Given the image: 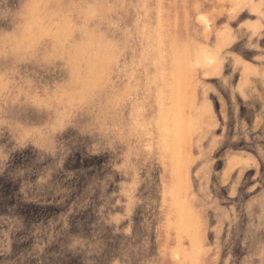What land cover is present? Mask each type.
Returning <instances> with one entry per match:
<instances>
[{"label": "rangeland", "instance_id": "1", "mask_svg": "<svg viewBox=\"0 0 264 264\" xmlns=\"http://www.w3.org/2000/svg\"><path fill=\"white\" fill-rule=\"evenodd\" d=\"M159 1L147 0L144 22L164 50L160 66L148 68L154 82L139 95L140 118L126 138L105 147L71 129L50 135L46 113L0 117L8 121L0 125V264H189L179 245L186 236L165 234L177 208L162 185L190 199L201 264H264V0ZM165 8L174 10L165 16ZM175 68L179 79L170 77ZM170 105L197 126L192 134L172 124ZM173 140L184 173L172 166ZM126 157L133 168L122 166Z\"/></svg>", "mask_w": 264, "mask_h": 264}, {"label": "clouds", "instance_id": "2", "mask_svg": "<svg viewBox=\"0 0 264 264\" xmlns=\"http://www.w3.org/2000/svg\"><path fill=\"white\" fill-rule=\"evenodd\" d=\"M150 40L134 0H0V117L49 114L53 136L123 135L154 82Z\"/></svg>", "mask_w": 264, "mask_h": 264}, {"label": "bare ground", "instance_id": "3", "mask_svg": "<svg viewBox=\"0 0 264 264\" xmlns=\"http://www.w3.org/2000/svg\"><path fill=\"white\" fill-rule=\"evenodd\" d=\"M235 1V0H234ZM146 2H147V0H134V4H135V7H136V9H137V11H139V14L141 15V16H143L144 17V14H145V9L147 8V4H146ZM158 3H161L159 0H158ZM171 4L172 5H174V2H173V0L171 1ZM152 7V6H151ZM158 10V9H157ZM174 10V8H165V10L162 12V14L163 15H165V16H169V14L171 13L170 11H173ZM157 15V14H156ZM171 15V14H170ZM163 24V23H162ZM161 24V25H162ZM167 24H165V25H162V26H166ZM147 27V26H146ZM150 27V26H149ZM152 29V28H151ZM156 30V29H155ZM152 32L154 31L153 29L151 30ZM163 32V31H162ZM149 33V32H148ZM151 33V32H150ZM155 33V32H154ZM162 35V34H161ZM153 36V35H152ZM158 36H159V34H158ZM151 37V36H150ZM154 37V36H153ZM154 38H156V37H154ZM162 38V37H161ZM165 39H166V37H165ZM185 40H186V37L184 38ZM151 40H153V38H151ZM158 40V39H157ZM159 40H160V38H159ZM161 40H163V39H161ZM222 40V39H221ZM165 41V40H164ZM176 41V39H171V41H170V43H174ZM150 42V41H149ZM159 42V41H158ZM182 42V41H181ZM184 42V41H183ZM187 42H188V40H187ZM151 43V42H150ZM164 43V42H163ZM155 44V43H154ZM159 44H161V42L159 43ZM218 44V43H217ZM156 45H157V43H156ZM155 45V46H156ZM171 45V44H170ZM189 45V44H188ZM187 45V46H188ZM154 46V47H155ZM165 46H166V44H165ZM156 48V47H155ZM159 48H161V46L159 47ZM159 48H158V50H159ZM163 50H164V45H163ZM161 48V49H162ZM160 49V50H161ZM160 50H159V52H160ZM173 50V49H172ZM187 50V57L190 59V55H192V54H194V52H192L193 51V49L191 50V48L188 46V49H186ZM186 50L185 51H183V52H181V53H184V55L186 54L185 52H186ZM162 51V50H161ZM165 54H166V51L164 52ZM172 54V53H171ZM180 54V53H179ZM205 54V53H204ZM184 55L182 54H180V55H178V51H177V53L176 54H172V56L174 57V58H180V56H183V58H185L184 57ZM196 55V54H195ZM203 56V55H202ZM201 57V56H200ZM204 57V56H203ZM173 58V60L175 61V59ZM161 59H162V56H161ZM203 59V58H202ZM159 60V59H158ZM164 60H165V58H164ZM172 59H171V62L172 63H175L174 61H173ZM182 61V60H181ZM186 61V60H185ZM188 62V61H187ZM194 62H196V61H194ZM198 62V61H197ZM161 63H164V61L163 62H161ZM178 63V62H177ZM165 64V63H164ZM180 63H178V65H179ZM182 64V63H181ZM184 64V63H183ZM184 65H187L186 64V62H185V64ZM189 65V64H188ZM194 65V64H193ZM158 66H160V64L158 65ZM181 66V65H180ZM162 67V66H161ZM173 67H174V65H173ZM185 68V67H184ZM187 69V68H186ZM184 70V73L186 72V70L185 69H183ZM190 70H192V69H190ZM192 71H194V70H192ZM151 72H152V70H151ZM197 72V71H196ZM183 73V72H182ZM187 73V72H186ZM262 73V72H261ZM165 74V73H164ZM180 75H182L181 74V72H179L178 70H177V68H175L173 71H172V74H171V78H173V79H179L180 78ZM186 75V74H185ZM191 75V74H190ZM158 76V75H157ZM165 77L167 76V75H164ZM192 76V75H191ZM154 77V76H153ZM163 77V76H162ZM155 78V77H154ZM159 78V77H158ZM164 78V77H163ZM163 78H162V80H163ZM187 78V77H186ZM190 78V77H189ZM192 78V77H191ZM264 80V79H263ZM159 79H158V83H159ZM175 81H177V80H175ZM185 81V80H184ZM190 81V80H189ZM164 82H165V80H164ZM186 82V81H185ZM249 82V81H248ZM155 83H157V81L155 82ZM261 83V82H260ZM164 84V83H163ZM172 84V83H171ZM249 84H250V82H249ZM262 84V83H261ZM260 85V84H259ZM171 86H174V85H171ZM240 86V85H239ZM250 86V85H249ZM157 87H158V85H157ZM161 88L162 87H164V86H160ZM167 87V86H166ZM169 87V86H168ZM153 88V87H152ZM260 88V87H259ZM154 89H155V87H154ZM164 89V88H163ZM166 89V88H165ZM172 89H173V87H172ZM175 90V89H174ZM157 91H159V92H157V94H159L160 93V90H157ZM165 91V90H164ZM163 91V92H164ZM162 92V93H163ZM252 92V91H251ZM143 93V92H142ZM146 92H144V94H145ZM177 93H179L178 91H177ZM176 93V94H177ZM166 94H168V93H165V95ZM171 94H173L171 91H170V95ZM258 94V93H257ZM164 95V94H163ZM178 95H180V93L178 94ZM183 95H184V93H183ZM250 95V94H249ZM146 96V95H145ZM153 96H155L156 97V94L155 95H153ZM160 96V95H159ZM241 96V95H240ZM257 96V95H256ZM141 97H142V94H141ZM140 97V98H141ZM165 97V96H164ZM171 97H173V95L171 96ZM186 97V96H185ZM192 97V96H191ZM242 97V96H241ZM253 97V96H252ZM251 97V98H252ZM258 97V96H257ZM157 98V97H156ZM166 98V97H165ZM170 98V97H169ZM153 99H154V97H153ZM160 99V98H159ZM184 99V98H183ZM189 99H191V98H189ZM263 99H264V97H263ZM139 100V99H138ZM147 100V99H146ZM158 100V99H157ZM161 100V99H160ZM172 100V99H171ZM177 100V99H176ZM178 100H181V99H178ZM140 101V100H139ZM159 101V100H158ZM162 101V100H161ZM168 101V100H167ZM191 101V100H190ZM193 101V100H192ZM191 101V102H192ZM180 101H177V103H179ZM185 102H187L186 100H185ZM170 103H173V105H176L177 103L176 102H174V100H173V102H170ZM182 103H183V101H182ZM181 103V104H182ZM144 104V103H143ZM154 104V103H153ZM156 104V103H155ZM163 104V103H162ZM184 105H185V103H183ZM187 104H189V103H187ZM186 104V106H187V108H188V105ZM192 104V103H191ZM138 105H139V102H138ZM147 105V104H146ZM145 105V106H146ZM158 105H159V103H158ZM166 105V104H165ZM183 105V106H184ZM139 106H141V105H139ZM178 106V105H177ZM177 106H176V108H177ZM181 107H182V105H180ZM186 106H184L185 108H186ZM251 106V105H250ZM165 106H163L162 108H164ZM170 107H171V105H170ZM183 107V108H184ZM149 108V107H148ZM167 108V107H166ZM169 108V107H168ZM167 108V110H169L170 111V109H168ZM172 108V107H171ZM151 109V108H150ZM176 110H178V108L176 109ZM185 110V109H184ZM146 111V110H145ZM151 111V110H150ZM169 111L168 112H165L166 114L167 113H169ZM172 113H173V115H175V117H174V119H173V121H172V124H177V127H180L181 126V131H183V132H189L190 130V132H191V134H192V130L194 131V128L195 127H197V126H195V125H193L192 126V122H191V126H189L187 123H185V119H187L186 117H184V116H182L184 113H182V114H180V112H179V114L181 115V116H179V115H177V114H174L175 112H178V111H175L174 112V110H173V108H172ZM162 112H164V109H163V111ZM186 112V111H185ZM187 112H188V110H187ZM196 112V111H195ZM195 112H194V114H195ZM198 112V111H197ZM145 113V112H144ZM158 113V112H157ZM146 114H147V112H146ZM152 114H154V113H152ZM159 114V113H158ZM165 114V115H166ZM198 114V113H197ZM44 115V114H43ZM160 115V114H159ZM163 115V114H162ZM165 115L161 118V120H162V124L161 125H159L158 123L156 124V125H159V126H161L160 127V131H162V135H166L167 137H169L170 135H172V133L170 132V130H169V124H168V122H167V120L165 119L164 120V118H166L165 117ZM185 115H187V113L185 114ZM199 115V114H198ZM198 115H197V117H198ZM236 115V114H235ZM161 116V115H160ZM167 116V115H166ZM170 115H168L167 117H169ZM39 117V116H38ZM148 117V116H147ZM149 117H152L153 118V116L151 115V116H149ZM171 117V116H170ZM184 117V118H183ZM187 117L189 118V116L187 115ZM157 118V117H156ZM194 118V117H193ZM200 117H198V118H196V119H194L195 120V122H196V120L197 119H199ZM48 119V118H47ZM148 119V118H147ZM159 119H160V117H159ZM158 119V120H159ZM50 120V119H49ZM145 120V119H144ZM149 120V119H148ZM171 120H172V118H171ZM189 120V119H188ZM187 120V121H188ZM193 120V119H192ZM193 120V121H194ZM202 120V119H201ZM40 121V120H39ZM142 121V120H141ZM147 121V120H146ZM194 122V123H195ZM199 122V121H198ZM201 122V121H200ZM41 123V122H40ZM44 123H45V120H44ZM43 123V124H44ZM151 123H152V121H151ZM154 123V122H153ZM193 123V124H194ZM42 124V125H43ZM204 124V122L203 123H200V124H198V125H200V126H198L199 128L201 127L202 128V125ZM237 124H238V122H237ZM243 124V123H242ZM241 124V125H242ZM257 124V123H256ZM155 125V124H154ZM155 125V126H156ZM176 126V125H175ZM195 126V127H194ZM158 127V126H157ZM156 127V128H157ZM194 127V128H193ZM240 127V126H239ZM264 127V126H263ZM155 128V129H156ZM174 128V127H173ZM198 128V129H199ZM201 130V129H200ZM157 131H159V129L157 130ZM145 132V131H144ZM182 132V135H184L185 133H183ZM127 133H128V131L126 130L125 132H124V138H126V135H127ZM194 133V132H193ZM132 134H136L135 132H132V130H131V137H132ZM159 134V133H158ZM174 134H176V133H174ZM179 134L180 133H177V136L178 137H180V140L182 139L181 138V135L179 136ZM188 134H190V133H187V134H185V135H188ZM45 135H46V133H45ZM185 135H184V137H185ZM141 136H143L142 135V133H141ZM164 136H163V138H164ZM165 136V137H166ZM176 136V137H177ZM161 137V136H160ZM177 137V138H178ZM41 138V137H40ZM93 138V137H92ZM159 138V137H158ZM176 138V139H177ZM186 138V137H185ZM187 138H189V136L187 137ZM160 139V138H159ZM184 139V138H183ZM165 140V139H164ZM162 141V140H161ZM160 141V142H161ZM185 141H187V140H182V143L183 142H185ZM92 142H94V143H99V144H101V145H105V147H107V146H109L110 147V142H111V140H110V142H109V138L108 139H105V140H103V141H97L95 138H93V140H92ZM125 142L126 141H122V139H119L118 141H116V142H114L113 144L114 145H116V148H122V144L124 143V145H125ZM160 142H157V143H159L160 144ZM172 142H174V143H177L176 142V140H173ZM155 144V145H158V144ZM164 143H166L165 141H164ZM174 143H172V146L170 145V150H169V154L171 155V158H172V160H175L174 161V164L172 165L173 166V168L175 169V171H176V169H178L179 167V169H180V171L181 172H183L184 171V169H183V171L181 170L182 168L181 167H183V164H180V162H181V154H180V149L178 150L176 147H179L178 146V143H179V141H178V143H177V146H175L174 145ZM128 144V143H127ZM126 144V145H127ZM180 144V143H179ZM184 144V143H183ZM182 144V145H183ZM163 145H165V144H163ZM185 146H186V142H185V144H184ZM161 146V145H160ZM167 146V145H166ZM175 146V147H174ZM108 147V148H109ZM138 147V146H137ZM182 147V146H181ZM113 148V147H112ZM164 148V147H163ZM183 148V147H182ZM165 149H166V147H165ZM168 149V148H167ZM166 149V150H167ZM185 148H183V150H184ZM157 150H159V149H157ZM165 151V150H164ZM260 151V150H259ZM159 153H161L160 151H159ZM262 153V152H261ZM162 154V153H161ZM165 155V154H164ZM157 156V155H156ZM159 156V155H158ZM161 156V155H160ZM163 157V156H162ZM161 157V158H162ZM117 158V159H116ZM116 158H114V161H115V164H118V160H119V158L118 157H116ZM159 158V157H158ZM189 161V160H188ZM182 162H183V160H182ZM187 162V161H186ZM176 163V164H175ZM132 162L130 161V157H126L125 158V161L122 163V166L124 167V169H128V167L129 166H131L130 168H133L132 167ZM137 167L138 168H140V164H138L137 165ZM166 167V165H163V168H165ZM169 167V164H167V168ZM173 169V170H174ZM178 169V170H179ZM187 169V168H186ZM174 171V172H175ZM178 172V171H177ZM173 173V172H172ZM180 173V172H179ZM184 173V172H183ZM182 173V174H183ZM177 176H178V174H176ZM180 175V177L182 178V175L181 174H179ZM177 176H175V177H177ZM185 176H186V174H185ZM179 178V177H178ZM178 178H176V180L178 179ZM183 178H184V175H183ZM182 178V179H183ZM175 180V181H176ZM182 182V180H180L179 182H177V183H181ZM177 183H174V184H177ZM182 184V183H181ZM167 186V185H166ZM166 186L165 185H162V191H163V193L166 195V193L169 195V197H168V202L169 203H171L173 206H175L176 208H177V210H176V212H175V217H173V219H169L170 221H169V223L165 226V228H164V230L166 229V232H165V234H167V237H168V233H171V234H175V236L177 237V238H181V237H179L178 236V234L180 235H184V236H186L185 237V240H183L182 242H181V244L179 243V245H180V248L181 247H183V245H184V249H180V252L182 251V256H183V258H184V260L185 261H187L189 264H201V257H200V249H202V248H205V247H201L200 249L198 248L199 247V245L200 244H195L196 243V239H197V232H196V220H195V218H198V217H196V215H194L193 213L191 214L190 212H189V208H190V206H191V203H190V199H189V197H187V196H181V193H179L178 194V192L174 189V188H170V189H167L166 188ZM178 186H182V185H178ZM135 192V191H134ZM180 192V191H179ZM129 195V194H128ZM128 195H127V197H128ZM164 196V195H163ZM260 196V195H259ZM166 197V196H165ZM191 197V196H190ZM128 198H130V197H128ZM258 201V200H257ZM121 205H123V203L121 202ZM130 205V204H129ZM131 207H132V205H131ZM134 207V206H133ZM241 208V207H240ZM239 208V209H240ZM259 208H260V206H259ZM128 214H130V213H127V215ZM232 215V214H231ZM171 216V215H170ZM168 217V216H167ZM123 219V218H122ZM200 223V222H199ZM197 225H198V223H197ZM170 235V234H169ZM166 237V238H167ZM177 240V239H176ZM182 240V239H181ZM165 241H166V239H165ZM179 242H180V239H179ZM199 243V242H198ZM165 244V243H164ZM198 246V247H197ZM242 247V246H241ZM167 248L168 247H166V245L165 246H162V250H163V252H166V251H168L167 250ZM177 248V247H176ZM168 249H170V248H168ZM178 249H179V247L177 248V251H178ZM175 254V255H174ZM174 254H172L173 256H176V253H174ZM178 254H179V251H178ZM203 260H204V257L202 258ZM174 260V259H173ZM183 260V259H182ZM174 262V261H173ZM184 262V261H183ZM181 264H183V263H181ZM185 264V263H184Z\"/></svg>", "mask_w": 264, "mask_h": 264}, {"label": "snow or ice", "instance_id": "4", "mask_svg": "<svg viewBox=\"0 0 264 264\" xmlns=\"http://www.w3.org/2000/svg\"><path fill=\"white\" fill-rule=\"evenodd\" d=\"M261 167H262V170H264V165H262Z\"/></svg>", "mask_w": 264, "mask_h": 264}]
</instances>
